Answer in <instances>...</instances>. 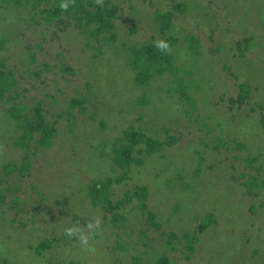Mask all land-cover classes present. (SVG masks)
Returning a JSON list of instances; mask_svg holds the SVG:
<instances>
[{"label": "trees", "instance_id": "obj_1", "mask_svg": "<svg viewBox=\"0 0 264 264\" xmlns=\"http://www.w3.org/2000/svg\"><path fill=\"white\" fill-rule=\"evenodd\" d=\"M117 2L123 3L124 7L121 8L116 5ZM130 2L131 0H104L103 6H100L95 3V0H75V4L71 5L67 11H62L59 7L61 0H0V25H6L5 23L9 22L13 14H17V20L27 26L23 31L24 35L26 30L27 32L33 30L32 32L36 31L38 35L46 36L42 28L52 27L54 28L52 34L61 30L72 35L74 32L68 31L77 29L78 35H84L86 39L78 58H86L91 67V64L103 61L106 54L104 46H99L98 42L103 41L104 45L108 43L111 46L116 42L113 20L124 17L123 14H126ZM180 8L181 5H174L173 11L155 12L161 40L170 43V53L158 51L154 47L153 41L125 46L124 54H120L126 66L135 75L133 81L136 84V89H144L143 91L146 92L141 95V98L135 99L136 103L134 102V104L146 110L150 105L148 103L151 102L148 95L150 91L162 92L165 97L171 100L187 101L188 104L189 102L192 104L194 101L190 95L192 94L191 89L182 76V73H188L189 69L185 64L177 63L180 58L178 59L173 50L175 42L177 43L179 38L170 35V31L175 29L173 19ZM129 29L131 32H136L139 27L136 24H131ZM6 32L10 34L6 29H0V108L6 107L7 116L16 124V127L13 124V129L9 132V139L13 145L12 148L20 151V153L16 159H12L13 156L11 155L10 160L1 163L3 170L0 174V213L5 214L12 211L17 216L30 214L32 218L17 223L16 216L12 221H9L16 227H9V222L0 215V240L2 236L8 238L12 234L15 235L17 238L16 251L31 256L34 261L31 260L26 263L27 261L22 262L14 258L9 254L12 253L8 250L9 248H5L6 243H0V264H32L35 261V264L87 263L85 261L90 260L91 257L88 253H84L86 252L85 249L81 252L79 249L82 247L78 240L75 237H67L64 230L72 226L85 227L89 220L95 217L92 215V210L95 208L100 209V216L97 217L102 219V234H99L98 230V234L90 243L100 240L102 249H104V256L109 252L110 254L117 251L125 252V256H118L113 260L105 257L102 264H201L203 261L206 262L205 264H248V261L243 258L246 255L244 252L248 251L246 246L250 245V248L254 249L255 252L261 251L262 244H258V240H255V246H251V242L261 235L250 228L247 218L244 220L237 219L238 222L231 223L232 226H226L225 217L228 210H225L221 205L222 202L208 206L209 211L206 213L194 212V203L204 205L200 201V198H203L200 187L203 185L205 176L211 182L213 180L211 177H219L220 172L224 178L228 176V179L229 170H236V162L239 160L246 159L250 162L248 167L255 170L253 175L247 176L245 182H239V185L246 187L244 194L251 199V197L263 192L264 161L262 159L264 158V149L261 148V145H258V148L262 149L258 154L243 156L242 150L244 149L242 147L245 148V146L239 141L233 147L232 152H230L232 149H229V144L225 145V143L220 144L212 141L214 144L212 149L216 155L210 157L208 148L211 146L208 139L197 138V136L196 138L188 137L184 149L187 154L189 152L193 154L188 156L189 159L187 156L185 157L186 164L182 161L180 164L178 162L179 168H175L176 176L167 179L169 184L178 183V180H181L182 186L172 193L167 191L165 196L160 197L161 188L149 189L140 181H148L146 175L148 164L153 162V166L156 167L159 159H167L168 153H170L168 148H174L175 145H178L179 139L177 140L173 136L172 130L167 125L160 127L153 119L150 121L153 110L138 112L134 116V122L126 121L125 126H121V123L114 120L111 122L114 127L111 134L106 131L109 126L106 119L101 121L105 133L100 130V134L110 136L109 139L116 137L113 140H104L102 152L114 156V164L111 168L121 169L122 172L113 171V173L104 176L102 180L98 179L99 182H91L88 186L78 189L77 198L83 195L82 201H79L82 208L76 207V209L71 204L72 192L65 196L64 193L60 194L56 200H53L52 198L57 195L41 189L40 182L42 179L38 174L41 167L38 151L51 148L58 140L59 133L55 127L57 120H53L55 115H52L51 111L58 106L59 101H62L61 105H66V107L60 110L58 117H62L65 113L67 119L71 117L78 119L83 117V111L87 113L90 109L99 106L102 101L99 95L93 92H96V88L91 82L89 84V82L84 81L81 86H77V95H75V91L69 89V85L76 83L73 80L77 72L76 66H78L79 71L83 69V72L86 71V73L87 67H89L83 62H77V56H70L69 58L73 64H76L74 68L62 65L60 69L53 71L56 66L55 62L63 60L64 55L57 53L48 58V54H41L43 46L39 42H35L28 46V53L21 52L19 54L20 61L18 62L11 58V54L7 53L8 56H2L4 51H9L10 38ZM258 33L260 36L261 31L259 30ZM13 35L19 36V33H13ZM90 45L94 52L87 56V49ZM191 47H193L192 43ZM258 60L256 59L255 62ZM27 72L30 76L36 74L42 78L39 81L42 84H38L39 82H34L33 78L25 76ZM23 77L25 80L28 79L26 81L29 87H21ZM43 77L48 79L44 81ZM154 78H166L164 89L157 90L156 87H153L146 90L141 86L154 81ZM253 85L259 89L264 87V84L258 81ZM192 86L199 90L196 83H193ZM240 87L242 94H239L235 102L244 103L250 97L248 84H240ZM82 88L87 90V94L82 92ZM79 92L82 95H79ZM48 101L53 106L47 103ZM108 105L110 106V104ZM101 107H104V104ZM99 109L98 107L91 110V114L86 117L89 122H95L93 118L98 114ZM193 111L195 110L192 108L186 111L187 115L190 116L188 121L179 114L176 118L175 125L181 123L183 118V125L188 128V136L192 135L190 129H194L190 124ZM171 113L172 111L166 115L167 118L165 119H169ZM114 114L116 115V113ZM49 117L52 118L53 124L49 121ZM2 118L5 117L2 115L0 119ZM198 132H200L199 129ZM199 144L207 148L206 156H202L201 151L204 148L198 147ZM1 147L0 145V151L3 152ZM225 147L227 149H224ZM107 148L108 151H106ZM225 150H230V153ZM233 152L235 154L231 160L229 157ZM207 155L210 159L207 158ZM208 161L210 162L208 163ZM35 172L37 181L32 178ZM152 179L155 182L153 175ZM221 180L220 178L219 181ZM60 183L64 189L68 187L73 190V186L70 185L71 181L61 178ZM229 185L231 183L228 180L223 185V188L227 187L225 191L233 190ZM35 190L38 192L36 193ZM187 191H189L188 195H186ZM237 192L241 194L239 190ZM37 194L40 197L38 196L37 202H34L31 196H37ZM188 197L189 200L192 199V208L188 209V215L184 216L185 218L181 217V219L174 218V213H180L184 209V203L181 204V202ZM251 204L254 205V203ZM261 204L263 205L264 201ZM228 205H230V201H228ZM178 216H181V213ZM229 216L228 221H232L236 214L233 212ZM194 219L195 221L202 219V221L194 231L184 230L185 227L188 228L191 225ZM149 224L154 228L150 227ZM6 228H8L7 232H5ZM229 230L241 235L239 237L240 243L236 242L234 246H231L229 239L226 242ZM113 236L119 241L118 244L110 247L109 238ZM120 237L121 239H119ZM129 240L137 241L136 246L132 247L133 242H129ZM112 241L114 240L112 239ZM2 248L8 252H2ZM239 248H241L240 252L237 251ZM233 249L237 250L232 252ZM227 250L228 252H226ZM128 251L131 253L127 256Z\"/></svg>", "mask_w": 264, "mask_h": 264}, {"label": "rangeland", "instance_id": "obj_2", "mask_svg": "<svg viewBox=\"0 0 264 264\" xmlns=\"http://www.w3.org/2000/svg\"><path fill=\"white\" fill-rule=\"evenodd\" d=\"M116 5L121 8L124 7V4L121 2H117ZM174 5H181V8L178 9L177 13L175 11L176 16L173 19L175 29L170 31V35L172 34L179 38V41L177 39L178 42H175L173 50L178 59L180 58L177 60V63L181 65L185 64L189 69V72L182 73V76H184L185 81L191 89L192 94L190 95L194 101L192 104L189 102V105L187 101L171 100L165 97V94L162 92L150 91L148 94L150 97H148L152 103H148L151 106L149 105L146 110L134 104V102L136 103L135 99L141 98V95H144L143 93L146 92L143 91L144 89H136V84L133 81L135 75L126 66L120 54H124L125 46L151 43L157 39H161V33L158 31L159 23L155 17V12L173 11ZM124 14L123 18L118 17L113 20V32L116 34V42L113 46L108 43L104 45L103 41L98 42L99 46H104L106 54L103 61L95 62L91 64V67L86 58L81 57L82 61L78 58L84 48L83 42L86 39L84 35H78L77 29L68 31L74 32L72 35L61 30H57V33L52 34L54 31L53 27L42 28L46 36L38 35L36 31L32 32L33 30L29 32L26 30L24 35L23 31L27 26L17 20V14H13L9 22L5 23L6 25H0V29H6V31L10 32V34L6 32L10 38L9 51H4L2 56H8L7 53L11 54V58L19 62V54L21 52L28 53V46L39 42L43 46L41 54H48V58L53 57V55L55 56L57 53L64 55L63 60L59 62L53 61L56 65L53 71L60 69L62 65L74 68L76 64L70 61V56H77V62H83L89 66L87 67V73L86 71L83 72V69L79 71L78 66H76L77 72L73 77L76 83L69 85V89H72L71 91L73 92L75 91V95H77V86H81L82 82L93 83V86L96 88V92H93L97 93L102 101L99 106L97 105L96 108H92L97 109L99 107V111L101 110L93 118L95 122L91 123L86 118L91 114L92 109L87 113L83 111V117H79L78 119L77 117L67 119L68 117L65 113L62 117H58L60 110L66 107V105H61L62 101H59L58 106L51 111L52 115H55L53 120H57L55 127L59 133L58 140L51 148L38 151V160L41 165L39 168L40 173H38L42 179L40 182L41 189L51 194H56L57 196L52 198L53 200H56L60 194L64 193L63 195L65 196L70 195L72 192L73 197L71 196V199L73 198V200L71 204L75 208H82L79 201H82L83 195L77 198L78 189L88 186L91 182H99L97 181L98 179L102 180L104 176L113 173V171H116V173L122 172L121 169L111 168L112 164H114V156L102 152L104 140L116 138L109 139L110 136L100 134L101 131L103 132L101 121H104V119H106L107 124L109 123L108 130L106 129V131L111 134L114 128L111 122H114V120L123 126L126 121L134 122V116L138 112L153 110V116L150 117V121L153 119L160 127L167 125L172 130L173 136L177 140L179 139L178 145H175L174 148H168L170 153H168L167 159H159L156 167L153 166V162L148 164L146 168L148 181H140L142 185L148 186L149 189L161 188L160 197L165 196L164 194L167 191L172 193L182 186L181 180H178V183L169 184L167 179L176 176L175 168H179L178 162V164L181 161L186 164L187 160L185 157L192 156V152L187 154L184 149L188 137L196 138L197 136V138L208 139L211 146L208 148L210 157L216 155L212 149L214 146L212 141L220 144L225 143V145L229 144V149L232 150H225L227 153L232 152L233 147L239 141L246 148L242 147L244 149L242 150L243 156H248L249 154L251 156L256 155L264 149V87H260L259 89L253 85L256 84V81L264 84V0H131L130 7H127V12ZM131 24L138 25L139 29L136 32H131L129 29ZM259 30L261 31L260 36H258ZM13 33H19V36L13 35ZM191 43L193 47H191ZM93 52L94 49L90 45L87 49V56ZM256 59L260 60L255 62ZM84 64L83 66H86ZM34 75L30 76L27 72L25 76L33 78V81L38 83L42 78H39L36 74ZM45 79L48 78H44V81ZM26 80L24 77L21 79V87H29ZM165 83L166 78H154V81L141 86L146 90L153 87H156L157 90H162ZM193 83L199 86V90L193 88ZM38 84H42V82ZM240 84H248L249 88L250 97L244 103L235 102L239 94H242ZM82 89V92L87 94V90ZM78 94L82 95L80 92ZM47 103L52 105L50 101ZM102 104H104V107H101ZM189 108L195 110L192 113L190 122L191 127H194V129H190L191 136H188V128L183 125V118L186 121L190 118L186 112ZM5 110L6 107L0 108V116L3 115L5 117L0 119V145L3 150V152L0 151V174L3 170V164L1 163L10 160L11 155L13 156L12 159H16L20 153V151L12 148L13 145H11V140L9 139V132L13 129V124L15 127L16 124L12 119H9ZM171 111L169 119H165L167 118L166 115ZM178 114L183 118L181 123L175 125ZM46 115L48 114L46 113ZM53 120L49 117V121L52 124ZM198 129L200 132H198ZM259 144L262 149L258 148ZM200 145L198 147L203 149L204 147ZM172 149L175 150L173 151ZM206 149L204 148L201 151L202 156H206ZM224 149L227 148L225 147ZM108 150L107 148L106 151ZM234 154L235 152L231 153L229 159L232 160ZM209 156L207 155V158ZM220 156L222 157V155ZM262 161H264V158ZM249 165L250 162L246 159L237 161V169L229 170L228 179V176L224 178L220 172L219 177H211L213 179L211 182L205 176L203 185L200 187L202 188L203 195L200 201L204 205L194 203V212L206 213L209 211L208 206H212L216 202H222L221 205L225 210H228V214L225 217L226 226H232L231 223L238 222L236 221L237 219L241 218L244 220L247 218L250 228L261 235L260 237L255 235L257 238L251 242V246H255V240H258L257 243L262 244V247L260 248V252H255L254 249L250 248V245H247L248 251L244 252L246 255L243 258L248 261V264H264V204H261L264 201V190L258 193L257 196L249 199L244 194L246 187L239 185V182H245L247 176L249 177L255 172L254 168L248 167ZM152 175L155 182L152 179ZM256 175L258 176V174ZM36 177L35 172L32 178L37 181ZM61 178L71 181L70 185L73 186V190H70L68 187L64 189L60 183ZM220 178L222 179L221 181H219ZM228 180L231 183L229 187L233 190L225 191L227 187L223 188V185ZM35 191L36 193L38 192V190ZM30 192L32 191L30 190ZM188 192H186V195H188ZM38 196L39 194L31 196L34 202H37ZM191 200H189V197L185 198L184 201L182 200L181 204L184 203V209L180 211L181 216H178L180 213H174L173 217L176 219L185 218L184 216L188 215V209L192 208ZM228 201H230V205H228ZM251 203H254V205ZM149 204L151 203L149 202ZM85 211L88 210L85 209ZM233 212L236 214V217L232 221H228L230 218L229 214ZM7 213H0V215H2V218L5 217L8 222L17 216L12 211ZM92 215L95 217L100 216V209H93ZM48 217L51 218V216ZM16 218L17 223H19L25 219H31L32 216L30 214H22ZM201 221L202 219L197 221L194 219L191 225L188 228L185 227L184 230H188V232L194 231ZM9 225V227L15 226L12 222H9ZM150 227L154 228L152 225ZM7 229H5V232H7ZM239 237H241L239 233H232L229 230L226 242L229 239L231 246H234L236 242L240 243ZM118 241L114 236L109 238V246H115L118 244ZM129 242H133L132 247L136 246L137 241L129 240ZM0 243H6L5 248H9L8 250L12 252L9 254L14 258L22 262L27 261L26 263L33 260L31 256H26L24 253L16 251L17 238L15 235L12 234L8 238L2 236ZM92 244L95 247V252H84L88 253L92 258L89 257L90 260L85 261L87 262L85 264H102L105 257L112 258L113 260L115 257L125 256L124 251H117L114 254L112 252L110 254L109 252V254L104 256L101 241L98 240ZM5 248H2L1 251L6 253L8 251ZM79 250L81 252L84 251L83 248ZM236 250L233 249L232 252ZM237 251L240 252L241 248ZM130 253L131 251H128L126 255L128 256ZM35 262L32 264H35ZM205 263L203 261L201 264Z\"/></svg>", "mask_w": 264, "mask_h": 264}, {"label": "clouds", "instance_id": "obj_3", "mask_svg": "<svg viewBox=\"0 0 264 264\" xmlns=\"http://www.w3.org/2000/svg\"><path fill=\"white\" fill-rule=\"evenodd\" d=\"M95 3L103 6L104 0H95ZM74 4L75 0H61L59 7L62 11H67ZM154 47L162 53L171 52V45L165 40L157 39L154 41ZM98 230L99 234H102V219L100 217H93L85 227L72 226L65 228L64 234L69 238L75 237L79 245L86 251L94 252L95 248L90 241L96 237Z\"/></svg>", "mask_w": 264, "mask_h": 264}, {"label": "bare ground", "instance_id": "obj_4", "mask_svg": "<svg viewBox=\"0 0 264 264\" xmlns=\"http://www.w3.org/2000/svg\"><path fill=\"white\" fill-rule=\"evenodd\" d=\"M48 176V175H47ZM228 196V195H227ZM218 197V196H217ZM226 198V197H225Z\"/></svg>", "mask_w": 264, "mask_h": 264}]
</instances>
